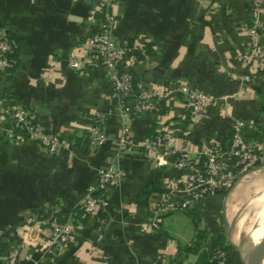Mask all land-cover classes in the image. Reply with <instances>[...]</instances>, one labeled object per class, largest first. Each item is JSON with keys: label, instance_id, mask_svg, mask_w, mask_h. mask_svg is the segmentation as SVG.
<instances>
[{"label": "crops", "instance_id": "0c3cea01", "mask_svg": "<svg viewBox=\"0 0 264 264\" xmlns=\"http://www.w3.org/2000/svg\"><path fill=\"white\" fill-rule=\"evenodd\" d=\"M102 8L101 0H0V37L12 43L0 70V104L19 102L64 144L49 154L29 128L0 125V264L13 247L20 264H197L215 247L227 251L225 264H244L249 233L243 229L261 209L264 159L230 191L152 222L154 200L182 175L168 148L188 146L194 158L210 142L227 149L232 122L243 119L246 142L264 154V69L242 62L250 43L244 26L252 22L247 1L117 0L108 6L114 42L131 47L128 118L96 64L98 54L83 43L99 28ZM72 54L91 62L71 67ZM180 84L214 97L195 123L188 120L186 96L174 92ZM165 88L173 91L158 111L137 112L138 93ZM99 115L106 140L93 149L88 134ZM161 132L168 139L150 150L146 142ZM108 159L121 179L106 189L107 206L86 215L79 204ZM52 213L72 232L65 247L49 254V228L32 219Z\"/></svg>", "mask_w": 264, "mask_h": 264}, {"label": "built area", "instance_id": "2783aa9c", "mask_svg": "<svg viewBox=\"0 0 264 264\" xmlns=\"http://www.w3.org/2000/svg\"><path fill=\"white\" fill-rule=\"evenodd\" d=\"M117 0H101L103 20L99 28L90 33L84 40L86 48L98 54L96 64L103 70L104 75L111 81L114 91L124 96L132 91V76L127 71L130 50L129 45L116 44L112 38V29L115 18L109 13L108 6ZM251 15V25L244 26V30L250 38L248 52L242 58L243 64L254 70L264 69V47L260 40L264 37V0H246ZM107 8V9H106ZM12 50V43L8 38L0 37V70H3L8 62L7 54ZM91 60L71 55L69 65L76 69L85 68ZM171 88H165L162 92L141 91L136 95L135 104L137 112L153 113L159 110L160 103L172 93ZM186 96L188 102V120L197 122L202 118L208 106L214 101L211 94L198 88H192L186 84H180L175 91ZM130 107L123 103V116L129 117ZM6 121L29 128L36 136L42 148L49 154L61 151L63 143L58 136L44 128V126L32 118L19 102L10 100L0 104V125ZM103 117L99 115L97 124L88 134L89 144L93 149L99 148L106 140V135L100 129ZM247 122L238 119L232 122V135L227 149L216 142H210L200 152L198 157L189 155L188 146L180 149L168 148L167 156L173 157V162L181 171L180 178L167 186L154 200L153 225L163 215L174 211H186L196 208L209 196L217 191L226 193L230 191L241 176L247 175L254 167L263 161L264 154L245 140ZM168 139L164 132L155 139L148 140L146 146L153 151L157 150V141ZM125 139L120 138V144ZM121 179V170L116 168L110 159L97 168L95 183L88 186L85 196L79 204V208L86 215H95L107 206V197L104 194L108 186ZM34 223L46 225L49 235L45 240L48 253H53L59 247H65L70 239L72 226L58 219L55 213L44 217L33 218ZM227 251L222 247H215L208 256L206 264H225ZM19 247H13L5 258L3 264H20Z\"/></svg>", "mask_w": 264, "mask_h": 264}, {"label": "bare ground", "instance_id": "6f19581e", "mask_svg": "<svg viewBox=\"0 0 264 264\" xmlns=\"http://www.w3.org/2000/svg\"><path fill=\"white\" fill-rule=\"evenodd\" d=\"M261 209L258 210L250 224L243 229V232L249 233V239L257 244L255 249V264H264V239H261L264 234V194L259 197Z\"/></svg>", "mask_w": 264, "mask_h": 264}, {"label": "water", "instance_id": "95a60500", "mask_svg": "<svg viewBox=\"0 0 264 264\" xmlns=\"http://www.w3.org/2000/svg\"><path fill=\"white\" fill-rule=\"evenodd\" d=\"M261 239H264V234ZM255 243H253L250 239L243 245L241 248V257L244 264H255Z\"/></svg>", "mask_w": 264, "mask_h": 264}, {"label": "trees", "instance_id": "16d2710c", "mask_svg": "<svg viewBox=\"0 0 264 264\" xmlns=\"http://www.w3.org/2000/svg\"><path fill=\"white\" fill-rule=\"evenodd\" d=\"M206 261H207V257L205 256V258L199 261L197 264H206Z\"/></svg>", "mask_w": 264, "mask_h": 264}, {"label": "rangeland", "instance_id": "374dc122", "mask_svg": "<svg viewBox=\"0 0 264 264\" xmlns=\"http://www.w3.org/2000/svg\"><path fill=\"white\" fill-rule=\"evenodd\" d=\"M259 199V198H258ZM248 240H249V238H248ZM264 250V249H263Z\"/></svg>", "mask_w": 264, "mask_h": 264}]
</instances>
